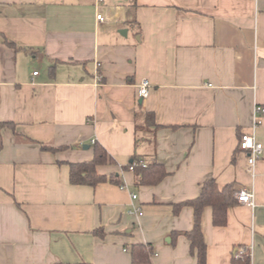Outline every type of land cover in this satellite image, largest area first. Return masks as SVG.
<instances>
[{
  "label": "crops",
  "instance_id": "1",
  "mask_svg": "<svg viewBox=\"0 0 264 264\" xmlns=\"http://www.w3.org/2000/svg\"><path fill=\"white\" fill-rule=\"evenodd\" d=\"M257 103L264 0H0V123L14 124L1 127L0 264H131L133 243L152 244L153 264H197L193 208L174 207L211 178L257 205L229 208L224 226L206 207L207 264H235L241 244L264 264V151L253 177L239 148ZM256 136L264 145V116ZM96 143L114 159L99 173L120 183L72 184ZM135 154L169 174L137 185Z\"/></svg>",
  "mask_w": 264,
  "mask_h": 264
},
{
  "label": "trees",
  "instance_id": "2",
  "mask_svg": "<svg viewBox=\"0 0 264 264\" xmlns=\"http://www.w3.org/2000/svg\"><path fill=\"white\" fill-rule=\"evenodd\" d=\"M2 36L4 41L9 45H15L4 35ZM4 125L14 129L12 122L0 123V149L2 147L1 127ZM146 126L153 128L160 127L156 122V117L153 112H146ZM43 148L51 149L48 146H43ZM113 161L114 159L110 156L107 149L102 144L96 143L94 145V157L91 160L70 164V182L74 185H89L93 187L107 180L120 183L115 174L109 178L98 171L100 165ZM141 161L146 162V166L136 164L133 169L135 183L137 185H157L169 174L165 166L156 158L143 160L137 154L133 156L130 164L125 166V168L129 169L135 162ZM237 190L234 182L219 187L216 179L211 178L202 183L201 193L198 197L175 205L174 212L176 214L184 206L193 208V226L190 230L183 232V234L190 242L191 253L196 257L197 264H207L208 246L203 231V215L206 207L212 208V221L214 225H226L228 222L229 208L239 204L236 196ZM94 233L101 237L104 236V230L102 228L95 229ZM127 249L131 254V264H153L152 255L154 249L152 244L133 243ZM232 261L235 264H251L250 248L245 244L236 246L232 255Z\"/></svg>",
  "mask_w": 264,
  "mask_h": 264
},
{
  "label": "built area",
  "instance_id": "3",
  "mask_svg": "<svg viewBox=\"0 0 264 264\" xmlns=\"http://www.w3.org/2000/svg\"><path fill=\"white\" fill-rule=\"evenodd\" d=\"M102 1L103 0H98L99 3H101ZM97 18L99 20H104V17L102 14H98ZM148 88H149L148 79L142 80V82L140 83V89H139L140 95L143 97L147 96ZM263 116H264V105L258 104V103L255 104L252 131L242 134L239 140V148L247 152V170L253 177L256 175L257 162L261 158L263 151H264L263 143L259 141L256 136V129L262 123ZM136 164L137 165L142 164L143 166H146V162L144 161L135 162L133 165L130 166V169L133 170ZM236 196L240 203L245 204L251 207L252 209L255 208L257 205L256 194L254 190L243 188V189L238 190V192L236 193ZM136 197L137 195L133 194V198H136ZM129 212L130 213L138 212L139 214H142V212L138 209H131Z\"/></svg>",
  "mask_w": 264,
  "mask_h": 264
},
{
  "label": "water",
  "instance_id": "4",
  "mask_svg": "<svg viewBox=\"0 0 264 264\" xmlns=\"http://www.w3.org/2000/svg\"><path fill=\"white\" fill-rule=\"evenodd\" d=\"M120 33L123 34V35H126L127 34V29H121ZM86 147H88V146H86Z\"/></svg>",
  "mask_w": 264,
  "mask_h": 264
}]
</instances>
